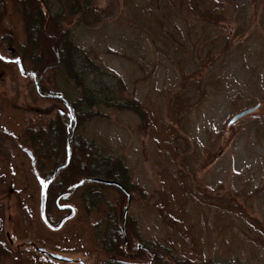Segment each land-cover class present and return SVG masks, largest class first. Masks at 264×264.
Returning a JSON list of instances; mask_svg holds the SVG:
<instances>
[{
  "label": "rangeland",
  "instance_id": "rangeland-1",
  "mask_svg": "<svg viewBox=\"0 0 264 264\" xmlns=\"http://www.w3.org/2000/svg\"><path fill=\"white\" fill-rule=\"evenodd\" d=\"M1 1L0 46L9 33L14 48L30 41L59 55L49 69L25 56L21 72L0 59L1 240L91 263L104 249L155 264L144 250L121 249L133 191L150 208L130 202L128 212L145 240L178 244L173 264H264V0ZM46 13L61 19L60 45L52 31L36 33ZM71 105L72 171L87 172L93 159V175L126 192L74 182L65 209L42 214L51 166L65 152L56 131L48 143L40 130ZM57 174L52 185L62 188ZM12 252L22 260L6 264H32Z\"/></svg>",
  "mask_w": 264,
  "mask_h": 264
},
{
  "label": "trees",
  "instance_id": "trees-1",
  "mask_svg": "<svg viewBox=\"0 0 264 264\" xmlns=\"http://www.w3.org/2000/svg\"><path fill=\"white\" fill-rule=\"evenodd\" d=\"M17 2L18 3L26 2V4H31V6L34 9H38V5H39L38 0H17ZM1 4H2V1L0 0V6ZM4 7L5 6L3 4V8ZM15 7L19 8L20 5H16ZM219 11H222V9L218 7H213L212 13L218 14ZM207 19H209L210 21L209 24H216L220 26L218 19H214L211 17H208ZM42 21H43V27L39 28L38 32L36 33L41 32V34L42 33L45 34V33H49L48 31H52L54 34L58 35L55 44L60 45L62 43V39H63L62 37L64 33L63 24L61 22V19L57 16L49 15L46 13L43 15ZM2 41H3V44L0 46V56L6 60H9V62H7L8 64H11V65L15 64L16 66L17 59H21V60L23 58L26 59L25 56L29 57V59L32 60L34 64L36 63L37 65V63H39L40 66H42L43 68H48V69L55 67L57 63L59 62L58 53H55L54 51L45 52L42 46L40 47L38 44L35 45L32 42L30 44V41L28 45H25L24 47H20L19 45H17V47L14 48L13 38H12V35L9 33L5 34ZM77 112L78 111H77L76 105L68 106L65 111L63 112L60 111L56 114L57 117L58 116L60 117L59 119L55 117L56 119L55 121L50 122L47 125L45 124V127L41 128L42 130H40L41 133L46 134L44 135V141L48 143H49V139H48L49 134H52L56 131L57 137H58L57 143H59V147H61V150L65 152V157L63 156L64 162L60 160L59 155H58V158L56 159L57 164L55 163L56 165L54 164L53 166H51V173L47 177V181L50 178L52 179L51 181H48V185L45 186L44 188L45 208L46 207L47 208L56 207L57 209H59L61 206L64 207L65 206L64 203L69 197L70 191L74 188V185L84 183V181H87L88 178L86 176H90L91 178L92 177L101 178L99 177L101 176L99 174L93 175L97 172L100 173L99 171L95 170L96 164L94 163L93 159L89 164L91 166V169L87 170V172H75L74 174L73 172L74 170L72 171L71 169L72 167L71 164L74 161V157L72 156L71 147L69 148L67 144L70 138L68 135L70 134L69 131L72 127L71 126V123H73L72 119L73 118L76 119ZM71 143H73L74 145L79 144L82 146L83 142L76 143L75 140H72ZM71 143L69 144L71 145ZM45 145L47 144L45 143ZM81 146H79L78 148V152H79L78 155H85L83 150L81 149L84 146L83 147ZM61 150H60V153L62 152ZM88 154H90V151ZM57 170L59 171L60 174H62L60 178L61 181H63L62 183H60V186H62V188H58V185H59L57 184L58 182L55 185H52V183L54 184L55 179L57 178V175H58ZM56 171L57 173H55ZM83 173H87V174H83ZM106 178H103V179H106ZM126 194L130 195V199H131L130 207L132 206L133 203L137 205L138 207H141V209H145L148 206L144 203H141L140 199L137 197L136 194H134L133 191L130 193H126ZM126 202H128L127 199H126ZM154 208L157 209V206L154 205ZM121 218H122V213H121ZM124 224H125L124 233L126 236L125 237L126 241H124L125 243H123L122 241V246H123V251H125V253L134 254L136 251H138V247L141 246L144 248V250L147 253L154 256L153 261L155 264H173V261L175 260L174 251H176L177 249V245H178L177 243H175V246L173 244L168 245L165 239H160V238L145 240L143 238V232H142V229H141V226L138 220L135 219L132 216V214H130V212H128V214L126 215ZM1 239L2 237H0V242H1ZM1 246L2 244L0 243V248Z\"/></svg>",
  "mask_w": 264,
  "mask_h": 264
},
{
  "label": "flooded vegetation",
  "instance_id": "flooded-vegetation-1",
  "mask_svg": "<svg viewBox=\"0 0 264 264\" xmlns=\"http://www.w3.org/2000/svg\"><path fill=\"white\" fill-rule=\"evenodd\" d=\"M13 38V37H12ZM0 59L5 62L6 64H8L7 62H9V60H6L4 58H2L0 56ZM20 59H17V63H16V67H18L19 71L21 72V65H20ZM15 66V64H12ZM10 66V65H9ZM24 150V149H23ZM26 154L31 158V155L28 154V151L26 150ZM44 193L45 191H42V197L40 199L41 201V212L42 214H44L45 210H47L48 212L52 210L53 207H48L47 209L45 208V197H44ZM56 208V207H55ZM57 209V208H56ZM63 209H65L64 207H60L59 209H57L58 212L63 211ZM43 216V215H42ZM43 221L44 224L51 230H55V228H52L51 225L49 224V222L46 219V216H43ZM121 230V228H120ZM121 234L123 236V233L121 231ZM99 240V239H98ZM124 241H126L124 239ZM2 244L1 248H0V264H3L5 262L8 263V258H16L19 260H22V258L19 255L14 254L12 251L13 250H18L20 251L19 254L22 253H28L31 256L32 259V264H138L133 262L132 259H126L125 260H121L120 258H114L109 256V254H107L104 249L101 251L104 253L105 257L104 258H100L99 254H96L97 256H95L98 259L97 263H91V261H89L86 257H82L79 256L78 254H70V253H60L57 251H52L49 249H45L42 247H37L34 243L32 242H27L23 248H20L19 245H14L12 244V241H10L9 239H7L6 242H4L3 240H1L0 242ZM27 245V246H26ZM14 246V248H13ZM121 249L123 250V246L121 247ZM138 250H144L143 247L139 246ZM145 251V250H144ZM124 255L126 254L123 251ZM149 253H147L148 255ZM55 256H60L63 258H66L69 261H59L55 259ZM148 256H150V261L148 263H151V261L154 260V256L149 254ZM83 259V260H82ZM24 262V261H23Z\"/></svg>",
  "mask_w": 264,
  "mask_h": 264
},
{
  "label": "water",
  "instance_id": "water-1",
  "mask_svg": "<svg viewBox=\"0 0 264 264\" xmlns=\"http://www.w3.org/2000/svg\"><path fill=\"white\" fill-rule=\"evenodd\" d=\"M253 111V109H248V110H245L243 112H240L236 115H234L228 122L229 125H232L234 124L237 120H239L240 118L250 114L251 112ZM29 155H31L30 152H28ZM89 182H98V183H102V184H107V185H113V186H116V187H119L121 188L123 191L124 189L121 187V185L113 180H109V179H103V178H97V177H92V178H88L87 179ZM129 203H130V196L128 194V203L124 209V212H123V215L124 217L126 216L127 212H128V209H129ZM124 222H122V226H121V231L123 233V236H124ZM55 259L56 260H59V261H69L67 260L66 258H63V257H60V256H55Z\"/></svg>",
  "mask_w": 264,
  "mask_h": 264
},
{
  "label": "bare ground",
  "instance_id": "bare-ground-1",
  "mask_svg": "<svg viewBox=\"0 0 264 264\" xmlns=\"http://www.w3.org/2000/svg\"><path fill=\"white\" fill-rule=\"evenodd\" d=\"M41 33V32H40ZM125 191V190H124ZM126 192V191H125ZM130 196V195H129ZM130 204V203H129Z\"/></svg>",
  "mask_w": 264,
  "mask_h": 264
}]
</instances>
